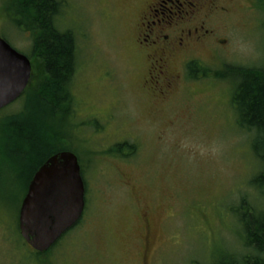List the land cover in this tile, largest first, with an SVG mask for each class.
<instances>
[{
  "label": "rangeland",
  "instance_id": "374dc122",
  "mask_svg": "<svg viewBox=\"0 0 264 264\" xmlns=\"http://www.w3.org/2000/svg\"><path fill=\"white\" fill-rule=\"evenodd\" d=\"M131 1L61 2L56 25L74 32L77 47L70 89L76 128L66 124L71 137L56 147L69 148L84 165L87 206L62 244L39 257L18 232L17 212L27 181L23 168L15 156L0 162V264H214L222 252L242 249L230 207L244 196L264 208V199L248 185L257 163L247 134L236 126L234 81L215 77L229 66L264 63V0L232 1L210 14L196 50L198 70L190 71L195 87L185 82L154 115L141 90L145 70L135 64L136 10ZM10 2L0 0V35L28 56L30 36L4 12ZM37 64L34 60L38 75ZM143 90L158 91L150 81ZM22 101L1 110L0 119L18 111ZM124 138L137 150L132 160L116 162L112 154L117 152L110 146ZM121 174L134 178L141 199L157 218L156 238L143 261L138 239L122 245L115 240L136 211L117 183ZM134 232L140 233L139 228Z\"/></svg>",
  "mask_w": 264,
  "mask_h": 264
},
{
  "label": "trees",
  "instance_id": "16d2710c",
  "mask_svg": "<svg viewBox=\"0 0 264 264\" xmlns=\"http://www.w3.org/2000/svg\"><path fill=\"white\" fill-rule=\"evenodd\" d=\"M9 1L4 12L14 27L30 36L28 58L33 64L32 76L37 79L23 92L20 109L0 119V162L16 157L27 178L26 191L33 173L49 156L70 150L56 146L71 137L66 133V124L76 128L72 123L74 104L70 89L77 67V47L74 32L60 30L56 25L62 0ZM34 60L40 68L38 75ZM215 77L234 81L231 103L236 126L247 134L252 158L257 163L248 185L264 199V63L261 67L229 66L226 73L216 72ZM130 148L135 155L136 145ZM230 210L239 225L242 249L222 252L214 264H264V208L243 196ZM68 231L48 251H34L35 254L48 255L62 244Z\"/></svg>",
  "mask_w": 264,
  "mask_h": 264
},
{
  "label": "flooded vegetation",
  "instance_id": "af4514ba",
  "mask_svg": "<svg viewBox=\"0 0 264 264\" xmlns=\"http://www.w3.org/2000/svg\"><path fill=\"white\" fill-rule=\"evenodd\" d=\"M239 0H132L131 5L136 10L135 17L132 19L133 40L136 46L137 55L135 59L136 68L143 67L141 83L143 84L142 93L146 101H151L153 112L161 111L163 103L176 97L185 82L191 89L195 86L196 80L191 76L198 70V56L196 50L200 43L204 41L207 30L204 29L206 19L216 10H225L227 3ZM135 12V11H134ZM186 16V18L181 15ZM131 28V29H132ZM204 30V31H201ZM200 33V34H198ZM199 36H195V35ZM154 72L155 77L152 76ZM193 73V74H194ZM192 77L191 79L189 77ZM150 81L153 87L152 94L146 93L143 88ZM189 83H192L191 86ZM186 85V84H185ZM173 97V98H172ZM150 107V109H151ZM154 115V114H153ZM128 140L120 139L114 146H110V151L114 161H130L134 157V149ZM120 152L121 154H118ZM117 181L123 187L130 199L131 207L136 209L134 219L129 221V226L116 234L115 240L120 245L128 239L140 241L138 255L140 261L147 259L148 253L156 238L155 218L141 199V192L135 184L134 178L127 174ZM85 206H87V183L84 181ZM82 214V215H83ZM139 228L140 233L134 230Z\"/></svg>",
  "mask_w": 264,
  "mask_h": 264
},
{
  "label": "water",
  "instance_id": "95a60500",
  "mask_svg": "<svg viewBox=\"0 0 264 264\" xmlns=\"http://www.w3.org/2000/svg\"><path fill=\"white\" fill-rule=\"evenodd\" d=\"M31 76L29 58L0 36V108L16 100ZM84 184L77 156L69 150L49 156L34 172L18 212L24 241L47 251L80 218Z\"/></svg>",
  "mask_w": 264,
  "mask_h": 264
}]
</instances>
